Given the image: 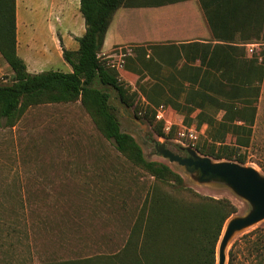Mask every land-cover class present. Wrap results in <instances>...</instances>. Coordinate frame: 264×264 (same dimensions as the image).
<instances>
[{
    "label": "trees",
    "instance_id": "trees-1",
    "mask_svg": "<svg viewBox=\"0 0 264 264\" xmlns=\"http://www.w3.org/2000/svg\"><path fill=\"white\" fill-rule=\"evenodd\" d=\"M79 1L85 32L77 38L78 49L63 48L72 71L32 73L17 50V0H0V54L14 71L11 84H0V118L14 125L32 105L81 100L104 136L151 174L154 182L114 256L45 264H217L224 225L236 206L228 198L196 192L168 164L149 159L137 140L122 129L109 89L137 119L154 125L161 137L166 135L164 122L156 120L154 105L164 101L184 112L189 125L198 110L195 116L199 124H208L209 135L196 149L215 160L246 164L247 155L241 148L251 143L264 79V56H248L245 44L264 42V0H197L212 41L195 39L164 45L178 50L185 68L177 76L170 73L156 77L151 72L155 82L150 85L142 83L144 71L129 67L139 76L137 84L145 102L138 98V92H130L117 71L100 58L107 31L119 8L159 7L188 0ZM157 46L150 43L141 48ZM139 62L146 66L141 59ZM173 81L179 86L171 84ZM165 84L171 86L167 89ZM218 111L223 112L220 118L215 115ZM229 136L233 142L227 141ZM163 184L170 186V192L162 188ZM248 258L254 264H264V226L244 233L231 245L227 264H246Z\"/></svg>",
    "mask_w": 264,
    "mask_h": 264
},
{
    "label": "rangeland",
    "instance_id": "rangeland-1",
    "mask_svg": "<svg viewBox=\"0 0 264 264\" xmlns=\"http://www.w3.org/2000/svg\"><path fill=\"white\" fill-rule=\"evenodd\" d=\"M21 1L22 11H34L35 4L29 6L30 0ZM61 1L60 9L51 17L55 38L61 33L72 34L67 15H71L74 23L77 10L71 0ZM138 11L127 15L121 26L124 34H147L160 29L162 38L171 39L115 45L107 53L101 50L100 58L117 71L130 92H138V98L145 102L137 84L139 76L129 67L144 71L142 83L149 82V85L155 82L151 72L156 73V77L170 73L177 76L185 68V59L175 47L164 45L178 42L174 38L183 35L171 29L192 27L196 34L205 36L203 40L212 41V37L197 0L179 4L176 9L166 6ZM149 12L155 13L152 16ZM33 26L27 25V31L23 29V43L31 36ZM150 43L159 46L141 48V45L149 47ZM245 48L248 56L259 54L261 59L264 56L262 40L247 43ZM139 59L146 66L143 67ZM13 78L14 71L0 54V84H11ZM171 84L179 86L176 81ZM165 85L167 89L171 86ZM109 92L122 129L137 140L149 159L168 164L196 192L231 200L236 212L226 221L224 230L232 218L244 216L251 210L250 202L228 185L221 182L199 184L196 174L156 152L155 142H159L181 155L188 154L181 147H191L203 155L196 146L208 138L209 126L199 124L195 116L198 110L193 112V122L189 125L184 112L164 101L154 105L156 120L164 122L166 135L161 137L155 133L154 125L137 119L133 110L119 101L114 90L109 89ZM169 96L173 98V93ZM180 101L183 103L184 96ZM222 113L218 111L215 115L220 118ZM189 130L194 131L196 138L190 136ZM182 131L185 136L179 134ZM227 141L233 142V137L229 136ZM241 152L247 155L244 165L253 166L264 176V79L251 143L241 148ZM153 182L151 174L119 152L104 136L81 100L32 105L14 125L0 118V264H45L114 256L129 234ZM162 188L171 190L168 184H163ZM262 226L264 219L238 231L227 248V260L235 241ZM240 259H244L242 254ZM246 264L254 263L248 258Z\"/></svg>",
    "mask_w": 264,
    "mask_h": 264
},
{
    "label": "crops",
    "instance_id": "crops-1",
    "mask_svg": "<svg viewBox=\"0 0 264 264\" xmlns=\"http://www.w3.org/2000/svg\"><path fill=\"white\" fill-rule=\"evenodd\" d=\"M77 10L76 15L73 18L74 23H72L71 15H67V21L71 25L72 29L69 35L61 33L57 38L54 36V23L51 19L55 10L60 9L61 0H30L29 6L35 4V9L33 12L22 11V1L17 0V39L18 54L25 60L27 68L32 73H38L43 70L54 69L58 70L62 67V71H72V66L63 57V48L76 50L79 47L78 37H81L85 32V20L80 11V1L71 0ZM194 0H188L185 2H179L175 4H169L159 7H171L176 9L179 4H189ZM67 5V4H66ZM66 5H63L66 7ZM63 7V8H64ZM148 7H122L117 10L114 18L110 24L107 31L102 51L107 53L111 51L112 47L115 45H125L129 43H140V42H152L171 38H162L161 31L155 30L147 32V34H124L121 26L125 23L127 15L135 13L138 10H142ZM140 12V11H138ZM141 13V12H140ZM151 13V12H149ZM155 12H152L153 16ZM52 21V22H51ZM27 25L31 27V36L25 39L24 43L21 39V33L24 30H28ZM168 30V28H167ZM170 30V29H169ZM174 30L176 34L183 35L181 38H174L179 41H188L195 39H202L205 36H200L195 33L194 28L190 27L186 29L185 27L177 26ZM185 35V36H184ZM142 36V37H140ZM21 42V43H20ZM108 46L107 49L105 47Z\"/></svg>",
    "mask_w": 264,
    "mask_h": 264
},
{
    "label": "water",
    "instance_id": "water-1",
    "mask_svg": "<svg viewBox=\"0 0 264 264\" xmlns=\"http://www.w3.org/2000/svg\"><path fill=\"white\" fill-rule=\"evenodd\" d=\"M155 149L161 156L177 162L189 173L196 174L197 183H224L250 202L251 210L244 216L232 218L221 237L218 245V264H226L227 248L233 236L264 219V176L253 166L231 160H213L209 156L198 154L191 147H181L184 151L187 150V155L174 152L165 143L155 142Z\"/></svg>",
    "mask_w": 264,
    "mask_h": 264
},
{
    "label": "built area",
    "instance_id": "built-area-1",
    "mask_svg": "<svg viewBox=\"0 0 264 264\" xmlns=\"http://www.w3.org/2000/svg\"><path fill=\"white\" fill-rule=\"evenodd\" d=\"M251 50H252V49H251ZM158 117H161V113H158ZM167 129L170 130V127H167ZM188 132H189L190 136H191L193 139L196 138V137L194 136V134H193L194 131H190V130H189ZM179 134H180L181 136H185V132H184V131L180 132Z\"/></svg>",
    "mask_w": 264,
    "mask_h": 264
}]
</instances>
